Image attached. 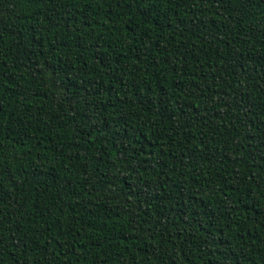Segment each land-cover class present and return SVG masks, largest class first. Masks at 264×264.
<instances>
[{"label":"trees","instance_id":"1","mask_svg":"<svg viewBox=\"0 0 264 264\" xmlns=\"http://www.w3.org/2000/svg\"><path fill=\"white\" fill-rule=\"evenodd\" d=\"M0 264H264V0H0Z\"/></svg>","mask_w":264,"mask_h":264}]
</instances>
